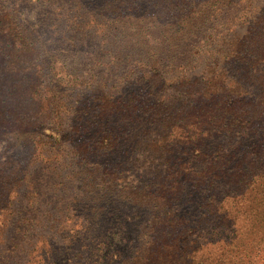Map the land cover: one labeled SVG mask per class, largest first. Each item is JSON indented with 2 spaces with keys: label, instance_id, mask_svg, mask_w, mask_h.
<instances>
[{
  "label": "trees",
  "instance_id": "16d2710c",
  "mask_svg": "<svg viewBox=\"0 0 264 264\" xmlns=\"http://www.w3.org/2000/svg\"><path fill=\"white\" fill-rule=\"evenodd\" d=\"M26 1L0 4V264L108 220L75 260L264 264V9L214 38L258 0H29L63 1L51 36Z\"/></svg>",
  "mask_w": 264,
  "mask_h": 264
},
{
  "label": "rangeland",
  "instance_id": "374dc122",
  "mask_svg": "<svg viewBox=\"0 0 264 264\" xmlns=\"http://www.w3.org/2000/svg\"><path fill=\"white\" fill-rule=\"evenodd\" d=\"M63 1L67 2L68 0H63ZM63 1H61L59 4L56 5H49V3H46V1L33 3L27 0L26 2H24L23 7L26 11L27 17H32V18L38 17L43 20H46L45 26L47 31H49V36H51L56 30H60L62 27V25L59 24L60 19L57 18V15L59 12L58 8L59 6H61ZM14 3H15L14 0H0V4H7L11 7L14 6ZM245 9H246L245 13L238 10L226 13V16H224V19L222 21L223 25H220V29L218 31H215L214 38H216L217 42L222 41L224 38H236V35L238 34V33L235 34L236 31H238L241 35H244V32L246 31V29H244L245 26L242 27L240 24H238V22L240 20H243L245 16L244 14L248 16V14H253L254 12L257 13L260 9L263 10L264 0H258L251 7L246 6ZM233 22H236L237 25L236 23ZM233 27H236L237 30H234ZM245 28H247V26ZM53 36L58 37L56 35ZM115 38H127V36L124 37V33L119 31L118 35H116ZM190 58H193V56L185 54L183 57V61L187 63L189 62ZM136 68L140 70L137 65ZM81 214L82 212H77L73 215V218L67 224L68 230H75V229L81 230L82 226H86L85 223H87V221L93 222L92 215L85 213L83 214V216L80 217ZM110 223L111 221L108 220L107 224L109 225ZM108 225L106 224L100 225V223L97 224L96 222H94L90 227L91 232L89 231L81 232V237L79 239L80 243L78 242L74 247H69V249L66 248L67 243L65 242V239L58 238L57 237L58 235L56 236L55 234H53L48 225V227L44 231H36L34 236L26 238V241L22 240V244L20 246L22 247V249L18 248L15 253V258L18 259V261H16V264H19L18 256H23V260H26L31 256H35L36 260L51 262L53 261V258L55 256L51 255L50 250H55L57 251V253L64 254L55 264H94L93 257L89 254L90 252H88V254L86 253L84 257H80V256L77 257V260H75V256L78 254L77 253L78 251H83V244L86 243L87 237L92 238L93 235L100 233L103 230L106 231ZM139 231L140 230L135 226L133 227V229H130L127 233L134 238L133 240L134 243L138 242V240H136V236L139 235ZM44 235L48 239L47 244L46 241L45 242L42 241V238H45ZM131 237L128 238L131 239ZM28 241H30L31 243H27ZM94 242L95 241L92 240V243ZM5 254L8 253L6 252Z\"/></svg>",
  "mask_w": 264,
  "mask_h": 264
}]
</instances>
